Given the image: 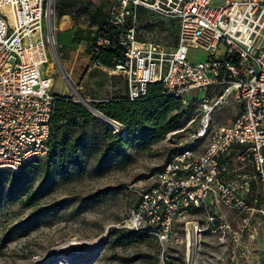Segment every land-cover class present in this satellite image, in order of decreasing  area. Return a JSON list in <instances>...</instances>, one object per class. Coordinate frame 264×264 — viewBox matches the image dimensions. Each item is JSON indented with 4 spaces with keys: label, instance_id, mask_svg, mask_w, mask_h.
Masks as SVG:
<instances>
[{
    "label": "built area",
    "instance_id": "2783aa9c",
    "mask_svg": "<svg viewBox=\"0 0 264 264\" xmlns=\"http://www.w3.org/2000/svg\"><path fill=\"white\" fill-rule=\"evenodd\" d=\"M212 1L112 0L106 20L121 56L113 66L94 63L109 74L124 77L130 101L145 95L147 85L156 82L163 94L181 102L203 91L195 110L201 118L189 145L151 175L150 187L140 193L139 209L123 225L136 229L149 222L153 227L164 225L177 211L184 216L190 208L203 206L202 223L185 224L188 264L196 234L198 246L205 231L225 243L231 221L221 207L252 210L248 197L253 180L261 183L264 192V0H222L210 6ZM51 4V0H0V168L14 172L49 150L55 94L45 66L54 59L56 44ZM147 17L176 26L174 51L140 36L144 31L141 22H150ZM111 42L106 36L94 38L92 54ZM188 46L202 49L208 56L191 62ZM229 99L237 104L239 113L228 125H214L212 112ZM102 117L114 136L124 137L126 127L120 121ZM177 132H166L167 142L176 145ZM200 142L205 144L197 150ZM228 158L240 169L250 168L252 174L225 178ZM260 212L264 224V205ZM167 231L158 228L156 235L167 241ZM233 242H237L236 236Z\"/></svg>",
    "mask_w": 264,
    "mask_h": 264
},
{
    "label": "rangeland",
    "instance_id": "374dc122",
    "mask_svg": "<svg viewBox=\"0 0 264 264\" xmlns=\"http://www.w3.org/2000/svg\"><path fill=\"white\" fill-rule=\"evenodd\" d=\"M221 2L213 0L210 6ZM51 3L57 57L55 60L53 56L45 66L53 78L51 90L64 91L72 101L81 103L72 91L74 88L102 113L104 102L124 93L125 83L122 75L109 74L92 63L90 57L97 29L92 15L100 9L102 13L96 21L106 17L112 0H51ZM58 9L65 14L58 16ZM146 19L150 22H141L144 31L140 36L174 51L176 26L151 17ZM207 56L202 49L188 46L187 58L191 62ZM203 95L200 91L198 97L180 101L171 111L170 117L176 119L170 130H179L175 134L176 145L167 142L164 134L142 149L139 140H135L141 133L137 127L133 128L121 153L107 152V127L89 111L93 120L86 124L73 126L62 120L54 127L55 146L63 134H67L70 142L64 164L49 154L26 161L16 172L0 168V264H61L50 257L53 248L73 239L98 238L106 228L104 241L90 259L79 264H188L184 255L185 224L187 221L202 223L206 215L203 206L190 208L184 216H179L177 211L164 225L153 227L149 222L139 229L123 225L139 209L140 193L150 187L151 175L175 160L182 148L189 145V138L201 118L195 110ZM238 113L239 107L229 99L214 109L212 122L228 125ZM204 144L197 143L196 149L201 150ZM229 158L225 178L252 174L250 168L240 169ZM248 205L252 207L248 212L220 208L231 221V231L224 244L217 242L215 234L205 231L193 264H264V224L260 212L264 192L259 181L253 180ZM161 227L168 230L167 241H161L156 235ZM130 233H136L131 242H116L117 235ZM233 236L237 242H233Z\"/></svg>",
    "mask_w": 264,
    "mask_h": 264
},
{
    "label": "trees",
    "instance_id": "16d2710c",
    "mask_svg": "<svg viewBox=\"0 0 264 264\" xmlns=\"http://www.w3.org/2000/svg\"><path fill=\"white\" fill-rule=\"evenodd\" d=\"M57 13L58 16L65 14L61 9H58ZM101 13L100 9H96L92 15V23L97 24V29L92 38L90 49L92 51L94 38L99 36L110 37L112 42L98 54H92L91 52V62H99L103 66H113L121 56V49L115 43L114 30L107 23L106 17L103 16L96 21V17ZM179 104L180 100L178 98L162 93V86L159 82L148 84L145 95L133 101H130L126 95L111 97L104 102L100 110L102 114L120 121L126 127V133L124 137L118 138L106 128L107 152L121 153L124 150L127 138L133 133V128L137 127L141 130V133L135 140H139L142 149L159 140L174 125L176 117H170V113ZM54 110L49 150L44 156L51 154L52 158L59 164H64L68 158L67 148L70 142L67 134H63L60 140L56 141V146L54 145L52 135L54 134L55 125L58 121L65 120L70 122L71 125L77 126L80 123L86 124L93 120V117L84 105L72 101L69 96L55 95ZM134 234L136 233L117 235L116 242L119 244L131 242L134 240Z\"/></svg>",
    "mask_w": 264,
    "mask_h": 264
},
{
    "label": "bare ground",
    "instance_id": "6f19581e",
    "mask_svg": "<svg viewBox=\"0 0 264 264\" xmlns=\"http://www.w3.org/2000/svg\"><path fill=\"white\" fill-rule=\"evenodd\" d=\"M51 66H52V63H50V68ZM72 91L78 96L80 101L84 102L86 105L89 106L88 101L86 99L81 98L76 93V90L74 88H72ZM96 114L99 117L102 116L99 113H96ZM105 233L103 232L98 238H93L89 240L73 239V240L67 241L53 248L51 250L50 257L54 258L57 262H60L61 264H79L81 262L87 261L88 259L91 258L95 250L100 246V243L104 241ZM190 233H193V232H190ZM197 241H198V235L196 234L195 235L196 247L188 254L189 264H193L198 254V251L196 250L198 247Z\"/></svg>",
    "mask_w": 264,
    "mask_h": 264
},
{
    "label": "water",
    "instance_id": "95a60500",
    "mask_svg": "<svg viewBox=\"0 0 264 264\" xmlns=\"http://www.w3.org/2000/svg\"><path fill=\"white\" fill-rule=\"evenodd\" d=\"M52 54H53V56H54V58H55V60H57L56 58V53H55V50H53V52H52ZM81 103H82V105H84L86 108H88V110L91 112V113H93V114H96V113H99L100 115H102L103 116V114L101 113V112H99L98 110H96L95 108H93L92 106H88V105H86L84 102H82L81 101ZM96 112V113H95ZM101 116V117H102ZM96 117L97 118H99L100 120H102L103 122H105L104 120H103V117L101 118V117H99L97 114H96ZM106 234H107V228H106Z\"/></svg>",
    "mask_w": 264,
    "mask_h": 264
},
{
    "label": "crops",
    "instance_id": "0c3cea01",
    "mask_svg": "<svg viewBox=\"0 0 264 264\" xmlns=\"http://www.w3.org/2000/svg\"><path fill=\"white\" fill-rule=\"evenodd\" d=\"M91 57V56H90ZM52 83H53V78H52ZM53 94L55 95H62V96H67L66 93L63 91V92H55V91H52ZM126 86H125V83H124V93L123 94H120V96H123V95H126ZM127 96V95H126ZM251 218V217H250Z\"/></svg>",
    "mask_w": 264,
    "mask_h": 264
}]
</instances>
